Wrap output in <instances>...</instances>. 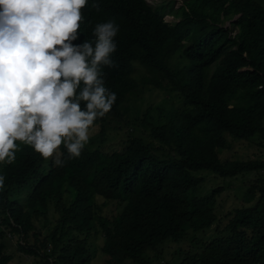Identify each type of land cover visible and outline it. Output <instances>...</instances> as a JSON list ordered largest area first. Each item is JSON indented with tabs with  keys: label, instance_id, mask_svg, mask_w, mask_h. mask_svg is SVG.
<instances>
[{
	"label": "trees",
	"instance_id": "1",
	"mask_svg": "<svg viewBox=\"0 0 264 264\" xmlns=\"http://www.w3.org/2000/svg\"><path fill=\"white\" fill-rule=\"evenodd\" d=\"M98 3L99 10L93 0L81 10L84 21L73 44L94 43L98 23L119 25L114 64L101 68L117 100L94 122H100V134L107 116H123L121 105L139 82L177 92L184 107L152 124L151 139L130 135L120 150L104 151L89 140L78 158L68 159L62 145L63 167L52 159L44 166L39 153L20 144L14 163H0L6 177L0 189V264L12 258L5 250L7 230L17 235L21 250L38 257V264H92L95 216L107 263L151 264L165 243L188 241L189 232L214 222L222 187L198 194L204 177L196 172L203 169L224 177L244 171L259 175L219 232L197 248L190 245L177 264H264V158L222 159L219 154L228 137H264V88L259 87L264 85V5L260 0H185L169 9L179 17L169 22L163 3ZM177 51L186 63L171 64ZM135 61L145 70L140 80L132 75ZM109 201L118 208L103 213L101 205ZM51 207L57 216L43 231L41 215Z\"/></svg>",
	"mask_w": 264,
	"mask_h": 264
},
{
	"label": "clouds",
	"instance_id": "2",
	"mask_svg": "<svg viewBox=\"0 0 264 264\" xmlns=\"http://www.w3.org/2000/svg\"><path fill=\"white\" fill-rule=\"evenodd\" d=\"M87 5L88 0H0V163H14L23 144L63 167L61 146L68 159L78 158L94 122L116 102L101 68L114 64L119 25L98 23L94 43L73 44ZM93 7L99 10L98 0ZM5 178L0 174V189Z\"/></svg>",
	"mask_w": 264,
	"mask_h": 264
},
{
	"label": "rangeland",
	"instance_id": "3",
	"mask_svg": "<svg viewBox=\"0 0 264 264\" xmlns=\"http://www.w3.org/2000/svg\"><path fill=\"white\" fill-rule=\"evenodd\" d=\"M185 0H148L152 5L163 3L165 11V20L169 22L179 19L174 13L169 12V9H175L183 4ZM264 5V0H260ZM229 20H225L222 24H226ZM236 28L230 32L234 33ZM177 51L170 62L184 64L187 58L179 55ZM133 77L140 80L145 73L144 67L138 62H134ZM184 107L181 96L174 91L154 88L147 84H141L130 91L121 105L123 116L120 119L107 116L104 123V133L100 134V122L94 123L90 129V140H93L95 145H99L102 150L111 152L120 150L124 147L127 137L130 135H140L145 139L150 138L151 125L163 122L167 113L172 109H181ZM148 108L145 120L141 121L143 112ZM229 144L219 151L222 159L226 158H264V137L259 134L252 136L249 140H235L228 137ZM44 166L48 165V160L43 162ZM264 172V171H263ZM202 175L203 181L198 185L196 191L198 194L208 193L216 186H221V190L217 194L216 199V218L214 222L206 229L189 232L188 241L174 242L168 241L159 248L160 258L155 256L152 258L151 264H177L180 259V253L184 252L191 245L192 248L199 247L203 240L217 234L228 219V212L234 207L242 205L245 202V194L247 186L254 181L259 175L257 171L239 172L232 176H219L212 173L210 170L203 169L196 172ZM23 199V195H21ZM98 199V198H97ZM103 200L98 199V202ZM118 206L112 201L101 205L103 213H112L116 211ZM41 223L44 231L49 228L57 216L56 210L51 207L46 213L41 215ZM96 228L93 230V235L90 237L91 244L96 248L92 264H109L106 262L107 255L101 250L103 243V233L97 224L96 216L94 217ZM11 233V232H10ZM6 231V252L11 253L12 258L7 264H38V257L27 254L17 245V235ZM195 243V245H194ZM154 252L153 250L150 251ZM124 264H137L136 262L127 261Z\"/></svg>",
	"mask_w": 264,
	"mask_h": 264
}]
</instances>
